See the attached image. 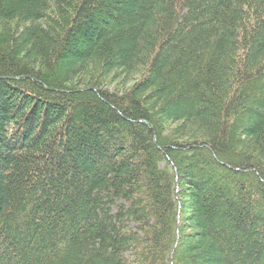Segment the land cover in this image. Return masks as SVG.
Instances as JSON below:
<instances>
[{"label":"trees","instance_id":"1","mask_svg":"<svg viewBox=\"0 0 264 264\" xmlns=\"http://www.w3.org/2000/svg\"><path fill=\"white\" fill-rule=\"evenodd\" d=\"M0 264H264V0H0Z\"/></svg>","mask_w":264,"mask_h":264}]
</instances>
